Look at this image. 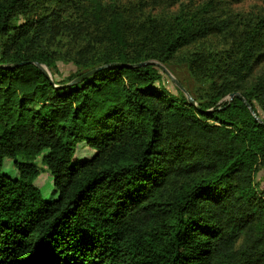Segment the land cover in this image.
<instances>
[{
    "label": "trees",
    "instance_id": "obj_1",
    "mask_svg": "<svg viewBox=\"0 0 264 264\" xmlns=\"http://www.w3.org/2000/svg\"><path fill=\"white\" fill-rule=\"evenodd\" d=\"M188 9L0 0V264H264V13ZM191 46L195 105L155 65Z\"/></svg>",
    "mask_w": 264,
    "mask_h": 264
},
{
    "label": "rangeland",
    "instance_id": "obj_2",
    "mask_svg": "<svg viewBox=\"0 0 264 264\" xmlns=\"http://www.w3.org/2000/svg\"><path fill=\"white\" fill-rule=\"evenodd\" d=\"M118 3H122L124 5L135 6L139 10L143 11V13H159L163 16H168L170 14H174L178 11V9L183 6L184 9L189 10L188 8H195L206 0H180L178 3H175V0H115ZM225 1V9L232 11L233 13L240 14L238 16L249 17L256 14L264 13V1L263 0H222ZM210 43L215 45H222L223 39L215 37L210 38V41L206 44L210 45ZM194 49V46L183 50L180 57L174 58L171 62L166 65L161 64L167 70L163 71L159 66L160 73V85L167 91L168 93L175 95L178 91H180L183 95L190 94L194 96H201L203 92L206 90V85L196 82L191 74L189 73L188 64L185 61L184 53H188ZM57 67L59 73L62 77H66L71 72L75 70V67L70 62H57ZM264 73V63L260 65L257 70V74ZM173 78V79H172ZM175 80L184 90L181 91L178 86L172 81ZM189 95V96H190ZM187 95H185L186 97ZM191 97V96H190ZM192 99V98H191ZM229 100L225 98L223 101ZM261 117L264 115L259 111ZM93 150H91L88 146L83 143H79L76 146V159L82 160L86 158H90L93 155ZM35 164L40 171L39 176L36 178L34 185L39 189L40 195L43 199L48 200L55 197L53 192L54 187L51 182L50 175L46 170L42 162V154H40ZM2 172L9 177H14L16 175V171L12 165L11 160H5ZM255 183L259 190L264 191V170H258L255 174Z\"/></svg>",
    "mask_w": 264,
    "mask_h": 264
},
{
    "label": "water",
    "instance_id": "obj_3",
    "mask_svg": "<svg viewBox=\"0 0 264 264\" xmlns=\"http://www.w3.org/2000/svg\"><path fill=\"white\" fill-rule=\"evenodd\" d=\"M22 64H23V63H21V64H19V65H22ZM144 64H146V63H140V64H137V65H135V66L139 67V66H142V65H144ZM155 65L159 66L161 69H163V71H166L167 73H169L167 70H165V68H164L163 66H161L160 63H155ZM35 66H36L39 70H41V71L45 74V76H46L48 79L51 80V76H50L49 71H48L43 65H40V64H37V63H36ZM92 72H93V71H92ZM90 73H91V72L85 74L84 76H87V75L90 74ZM172 79H173V78H172ZM172 81L178 86V88H179L181 91L184 92L183 88H182V87H181V86H180L175 80H172ZM184 93H185V92H184ZM185 95H187L186 98H187V100L189 101V103L194 104L193 101H192V99H191V97H190L188 94H186V93H185ZM234 96L241 98V96H240L238 93H234V94H230V95L228 96V99L231 100ZM241 99H242V98H241ZM242 100H243V99H242ZM243 101H244V100H243ZM194 105H195V104H194ZM246 106L249 107L247 103H246Z\"/></svg>",
    "mask_w": 264,
    "mask_h": 264
}]
</instances>
